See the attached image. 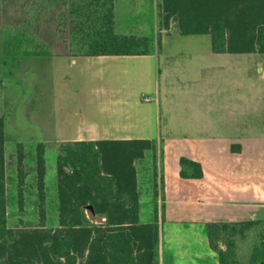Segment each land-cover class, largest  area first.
I'll return each instance as SVG.
<instances>
[{
    "label": "trees",
    "instance_id": "1",
    "mask_svg": "<svg viewBox=\"0 0 264 264\" xmlns=\"http://www.w3.org/2000/svg\"><path fill=\"white\" fill-rule=\"evenodd\" d=\"M161 25L182 36L208 35L214 54H264V0H159ZM146 37L118 35L114 0H0V264H159L157 221L139 223L136 162L150 140L56 143L57 227L10 228L2 88L23 57L143 56ZM35 174L43 220V146ZM18 167L23 159L17 145ZM179 176L201 179V166L179 160ZM219 264H264V220L208 226Z\"/></svg>",
    "mask_w": 264,
    "mask_h": 264
},
{
    "label": "rangeland",
    "instance_id": "2",
    "mask_svg": "<svg viewBox=\"0 0 264 264\" xmlns=\"http://www.w3.org/2000/svg\"><path fill=\"white\" fill-rule=\"evenodd\" d=\"M158 4L159 0H115L116 34L144 35L150 37L151 45L157 50L170 49L171 54L161 55L160 51L157 55L160 63L163 57L167 58L171 73L175 72L168 87L174 88L167 93L170 100L182 103L194 97L207 100L214 96L209 94L217 90L222 100H236L234 132L228 134L227 129L222 128V135H229L228 139L223 136L215 145L217 150L209 153L216 159L227 160L231 173L235 172L233 176L237 185L251 183L264 188V54L192 55L187 49H210L209 37L200 35L188 39L176 31L160 35L157 32ZM150 27L156 31L151 33ZM136 64H139L138 60L124 56L83 57L75 59L72 64L69 58L53 55L23 57L14 62L12 76L3 83L1 101L8 227L33 228L40 221L46 228L57 227L56 143L73 139L78 134L85 135L91 125L115 129L117 114L122 117L129 110L123 105L125 101L151 98L148 76H142ZM156 64L154 83L156 81L155 87L162 99L163 84L159 76L162 67L158 66V73ZM217 64L221 66L219 80ZM157 119H160L161 129V113H157ZM41 143L44 144L45 165L43 220L39 214L35 174L37 150ZM18 144H21L23 153L21 167H18ZM201 153L192 152L193 155ZM159 163V152L154 148L136 162L139 219L148 221L156 217L160 221L162 218L159 222L163 242L161 264H172L170 259L174 258L173 264H185L186 258L179 251L181 245L191 241L190 237L195 234L187 225L192 208L178 203L169 205L173 214H179L177 217L186 221L177 226L170 223L168 215L163 212L165 204L161 208V185L157 177ZM252 213V219L264 220V207L254 208ZM192 242L196 250L200 242Z\"/></svg>",
    "mask_w": 264,
    "mask_h": 264
},
{
    "label": "crops",
    "instance_id": "3",
    "mask_svg": "<svg viewBox=\"0 0 264 264\" xmlns=\"http://www.w3.org/2000/svg\"><path fill=\"white\" fill-rule=\"evenodd\" d=\"M157 15L159 17V13ZM157 27V32L160 35L171 34L173 31L178 32L173 21L170 22L169 29H165L161 25L160 17L159 26ZM149 30L153 33L156 28L150 27ZM118 35L126 34L120 33ZM133 36L146 37L144 35ZM194 36L200 35L185 37L193 39L192 37ZM146 38L148 41L150 40V37ZM169 50H159V48L157 50L149 41V53L147 55L124 56L138 60L139 64H136V67L139 68L140 74L148 76V81H150V89L149 87L148 89L152 94V97L148 98V102H144L147 97L139 101H125L123 105L129 110H127V115L122 117L121 115L118 117L119 114H117L115 129L112 127L108 128L105 125H101V127H93L91 125V129L87 130L85 135L78 134L73 139L62 141H152L154 151H158L160 157L157 177L161 185V208L166 206L163 211L164 214L168 215L171 224L177 226L186 221L178 218L179 214H173L168 206L172 205V203H178L192 208V217L187 219V225L190 227L188 230H193L195 234L190 237L191 241H186L181 245L180 255L186 258L185 264H219L217 253L213 246H217L220 249L223 246L219 240L211 241L212 237L209 235L208 226L214 223H237L254 220L252 219V210L264 207V188L251 183L237 185L233 176L235 172L232 170L233 173H231L227 160L216 159L214 155L209 153L211 150H213L212 152L217 150L215 145L222 141L223 136L224 139H228L227 136L229 135H222V128H226L228 134L234 132L237 119V103L235 99L232 101L230 99L222 100L218 90L209 94L214 96L207 98V100L203 97H194V99L182 103L168 98L167 93H171L174 90V88L168 87L175 77V72L171 73L167 58L163 57L162 63H160L157 55L160 51H162L161 55L171 54L168 52ZM187 51L192 55L200 54L204 56L206 53L212 54L211 49L207 50L206 48L194 47L187 49ZM75 59L77 58H69V62L72 64ZM155 64L157 65L158 73V66L162 67L161 75L158 74L161 76L163 84L162 99L159 96V90L155 87L156 81L154 83L156 76ZM220 67L219 64L216 65L218 80ZM144 70L146 73H144ZM189 89L191 90V88ZM140 104L143 105L142 108L139 107ZM157 113L158 115L161 113L163 118L161 129ZM191 151L202 153L193 155ZM240 152L241 149L239 150ZM181 158L198 163L202 168L203 177L201 179H182L179 176V160ZM191 192L192 195L190 196ZM162 199L164 200L162 201ZM155 221H157L159 226L162 218L160 221L156 217L148 221L139 219L141 224ZM192 241L200 242L196 250L191 244L193 243ZM161 243L163 245L160 239L159 227V264H161L162 255ZM176 244L179 243L176 241ZM170 260L172 264L175 263V258Z\"/></svg>",
    "mask_w": 264,
    "mask_h": 264
},
{
    "label": "built area",
    "instance_id": "4",
    "mask_svg": "<svg viewBox=\"0 0 264 264\" xmlns=\"http://www.w3.org/2000/svg\"><path fill=\"white\" fill-rule=\"evenodd\" d=\"M145 101H148V98H145Z\"/></svg>",
    "mask_w": 264,
    "mask_h": 264
}]
</instances>
